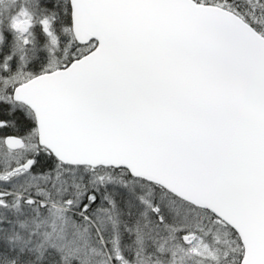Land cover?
I'll list each match as a JSON object with an SVG mask.
<instances>
[{
    "label": "snow or ice",
    "instance_id": "obj_1",
    "mask_svg": "<svg viewBox=\"0 0 264 264\" xmlns=\"http://www.w3.org/2000/svg\"><path fill=\"white\" fill-rule=\"evenodd\" d=\"M0 264H264V0H0Z\"/></svg>",
    "mask_w": 264,
    "mask_h": 264
}]
</instances>
